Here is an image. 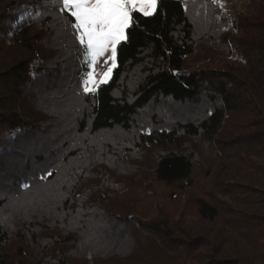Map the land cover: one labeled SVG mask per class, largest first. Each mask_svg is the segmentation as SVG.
Masks as SVG:
<instances>
[{
    "label": "trees",
    "instance_id": "obj_1",
    "mask_svg": "<svg viewBox=\"0 0 264 264\" xmlns=\"http://www.w3.org/2000/svg\"><path fill=\"white\" fill-rule=\"evenodd\" d=\"M222 2L134 14L84 95L51 6L0 0V264H264V0Z\"/></svg>",
    "mask_w": 264,
    "mask_h": 264
},
{
    "label": "snow or ice",
    "instance_id": "obj_2",
    "mask_svg": "<svg viewBox=\"0 0 264 264\" xmlns=\"http://www.w3.org/2000/svg\"><path fill=\"white\" fill-rule=\"evenodd\" d=\"M161 0H38L36 7L46 14L51 6L54 19L62 23L72 38L73 46L85 71L79 85L84 95H94L100 84L106 83L116 67L117 46L128 40L127 30L135 23L134 14L153 16ZM223 8L222 0H213ZM35 11V8H34ZM110 55H106L109 54ZM104 59L105 71L98 72L96 65ZM99 77V79L97 78ZM150 133V130L148 132ZM48 171L41 176L47 180ZM24 189L29 184L23 185ZM61 198H64L61 194Z\"/></svg>",
    "mask_w": 264,
    "mask_h": 264
},
{
    "label": "rangeland",
    "instance_id": "obj_3",
    "mask_svg": "<svg viewBox=\"0 0 264 264\" xmlns=\"http://www.w3.org/2000/svg\"><path fill=\"white\" fill-rule=\"evenodd\" d=\"M222 3H223V2H222ZM223 6L226 7V5H225L224 3H223ZM117 47H118V46H117ZM106 55H110V53H109V54H106ZM104 59H105V58H100V60L98 61L97 65H96V69H97V71L100 72V73H102L103 71L106 70L105 67H104ZM116 64H117V59H116ZM113 70H114V68H113ZM112 72H113V71H112ZM111 76H112V73H111ZM111 76H110V78H111ZM97 78L99 79V77H97ZM110 78H109V79H110ZM109 79H108V80H109ZM100 85H101V84H100ZM98 87H99V86H98ZM198 142H199V141H198ZM194 148H196V145H194L193 149H194ZM202 148H203V147H202ZM209 149H210V148H209ZM205 151H208V150L205 149L204 152H205ZM212 153H213V152H212ZM147 159H148V158H147Z\"/></svg>",
    "mask_w": 264,
    "mask_h": 264
}]
</instances>
